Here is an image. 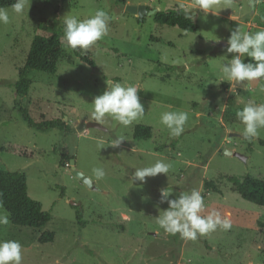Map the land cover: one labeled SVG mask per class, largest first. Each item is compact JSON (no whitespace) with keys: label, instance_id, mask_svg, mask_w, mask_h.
Here are the masks:
<instances>
[{"label":"rangeland","instance_id":"1","mask_svg":"<svg viewBox=\"0 0 264 264\" xmlns=\"http://www.w3.org/2000/svg\"><path fill=\"white\" fill-rule=\"evenodd\" d=\"M191 2L31 0L20 16L7 8L10 23L0 24V169L25 173L28 196L50 215L39 229L0 226V240L22 245V264H264V229L259 226L264 224V207L242 200L227 180H264V129L249 142L236 116L249 99L264 103V81L241 82L233 93L228 82H221L219 70L233 55L224 56L232 31L264 29V0H232L231 7L219 9L216 16L208 14L206 21L197 11L196 33L155 22L157 12ZM126 5H145L156 12L140 21L125 11ZM97 9L110 17L108 34L76 56L64 46L62 17L86 19ZM53 32L63 45L56 73L29 72L28 95L18 97L14 84L32 39ZM215 36L218 43L209 40ZM80 56H89L94 69ZM109 82L139 88L143 119L124 127L106 118L101 125L106 131H77L80 123L95 122L91 102ZM166 111L188 113L180 137H171L160 123ZM24 113L35 122L62 120L68 130L35 131L22 121ZM136 125L150 127V139L134 141ZM117 137L125 141L114 148L109 144ZM222 148L245 161L219 153ZM70 159L95 190L73 176ZM157 160L172 164L167 176L131 185L134 168ZM94 167L104 168L102 180L93 175ZM166 187L173 189L170 199L199 190L206 205L202 215L216 210L230 218L231 229L218 228L194 241L164 233L156 217L168 207L160 203L159 190ZM43 232L54 234L52 243L38 244Z\"/></svg>","mask_w":264,"mask_h":264},{"label":"clouds","instance_id":"2","mask_svg":"<svg viewBox=\"0 0 264 264\" xmlns=\"http://www.w3.org/2000/svg\"><path fill=\"white\" fill-rule=\"evenodd\" d=\"M31 0H15L11 4V10L17 16L23 15L29 9ZM252 3V0H249ZM231 7L232 0H192L189 4H180L184 11L185 19L195 22L196 12L204 13L202 19L207 20L208 14L218 15V10L223 7ZM63 42L66 49L87 51L96 42L107 36L110 17L102 9L86 19H80L77 15H64L63 17ZM9 11L0 7V24H9ZM219 42L220 38L209 39ZM233 54L227 63H221L219 70L222 73L221 82H228L230 91L235 92L236 85L245 81H264V29L254 33L242 32L236 28L227 39L226 54ZM250 58V62H245ZM139 88L135 85H122L121 83H108V87L93 98L91 102L90 118L103 125L106 118L128 127L139 122L145 115V110L138 96ZM264 91V84H261ZM238 120L243 125L242 137L251 142L258 138L260 130L264 129V103H257L249 99L242 110L236 112ZM189 119L184 111H166L160 114V123L168 130L171 137H180L185 131V125ZM123 137L113 139L109 145L119 147ZM100 149L104 148V141H99ZM172 164L164 160H157L153 164L134 168L130 183L139 181L141 186L146 183V178L156 177L158 174L167 176ZM93 175L97 180H102L106 173L103 167H94ZM160 203H167L168 207L159 211L156 223L164 233L177 235L185 240H196L198 236H204L216 231L218 228L228 231L232 222L228 216L221 217L216 210H211L207 215H202L206 205L201 192L196 189L179 193L175 198L173 189L166 187L159 190ZM10 224L9 213L0 205V226ZM0 264H22V245L16 240H0Z\"/></svg>","mask_w":264,"mask_h":264},{"label":"trees","instance_id":"3","mask_svg":"<svg viewBox=\"0 0 264 264\" xmlns=\"http://www.w3.org/2000/svg\"><path fill=\"white\" fill-rule=\"evenodd\" d=\"M15 0H0V7L11 8ZM123 4L124 0H118ZM155 22L160 26L178 28L185 33H196L195 22L185 19L184 11L180 7H174L166 12H157ZM260 26L264 27V24ZM62 42L58 32H53L49 36H35L32 39L30 48L25 59L23 68L20 70L18 79L14 84V89L18 97H27L31 81L27 78L29 72H36L45 75H54L57 65L62 58ZM79 56L80 49L72 50ZM81 62L94 69V62L89 56H80ZM245 62H250V58H245ZM169 69V67H167ZM22 121L30 129L40 132L51 130L65 131L67 126L62 120H41L33 121L25 113ZM152 129L144 125H136L133 129L132 138L134 141L148 140L151 137ZM26 175L23 172H9L0 169V205L9 213L10 223L15 227H28L39 229L50 221L48 212L42 209L41 203L31 199L27 193ZM228 182L239 197L253 205L264 207V180L245 176L242 178L229 177ZM204 186L211 188L214 193L219 191L212 183L205 182ZM78 222L80 216L76 215ZM264 229V224H259ZM54 234L43 232L37 239L38 244L45 245L52 243Z\"/></svg>","mask_w":264,"mask_h":264},{"label":"water","instance_id":"4","mask_svg":"<svg viewBox=\"0 0 264 264\" xmlns=\"http://www.w3.org/2000/svg\"><path fill=\"white\" fill-rule=\"evenodd\" d=\"M125 11L131 15H135L138 20H142L143 16L146 14H150V15H154L156 11H148V9L146 8L145 5H138V6H131V5H126L125 6ZM84 129H97V130H101V131H106V129L97 124L96 122H88V123H80L77 131H81ZM219 153L227 155V156H233L236 158H239L242 161H245V158L242 157L241 155L232 152L228 149H220L218 150ZM69 167L72 170L73 176H75L76 178L80 179L88 188L95 190V188L92 186L90 180L88 178H86L83 174H81L79 171L75 170L74 167V160H69Z\"/></svg>","mask_w":264,"mask_h":264}]
</instances>
